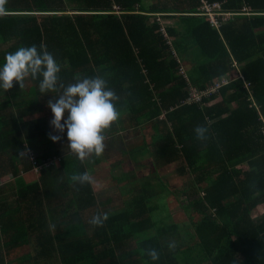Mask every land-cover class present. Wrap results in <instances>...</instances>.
I'll list each match as a JSON object with an SVG mask.
<instances>
[{
	"label": "trees",
	"instance_id": "16d2710c",
	"mask_svg": "<svg viewBox=\"0 0 264 264\" xmlns=\"http://www.w3.org/2000/svg\"><path fill=\"white\" fill-rule=\"evenodd\" d=\"M207 1L235 16L214 26L202 0H0V63L36 44L65 85L103 76L120 113L104 143L134 139L105 148L135 169L151 162L147 179L132 169L109 178L127 190L101 191L105 148L73 155L38 81L0 91V264H264V0ZM193 90L200 100H189ZM174 164L184 180L171 188L162 170ZM83 172L88 182L71 179ZM170 194L186 196L188 227L165 221ZM97 213H107L99 227L88 223Z\"/></svg>",
	"mask_w": 264,
	"mask_h": 264
},
{
	"label": "clouds",
	"instance_id": "9594fccd",
	"mask_svg": "<svg viewBox=\"0 0 264 264\" xmlns=\"http://www.w3.org/2000/svg\"><path fill=\"white\" fill-rule=\"evenodd\" d=\"M60 70V64L45 46H20L6 53L0 63V91L11 89L14 82L21 88L28 77L38 81L39 93L51 97L47 101L52 113L50 125L54 132L65 135L69 151L81 160L90 155L99 156L105 148L104 130L120 116L115 103L119 97L101 75L75 77L74 82L65 85L59 81ZM194 132L198 140L207 138L206 126L198 125ZM50 139L56 142L61 137L50 134ZM71 179L84 184L90 177L83 172ZM106 219L107 213H97L88 223L99 227ZM146 251L152 261L159 259L155 249Z\"/></svg>",
	"mask_w": 264,
	"mask_h": 264
},
{
	"label": "rangeland",
	"instance_id": "374dc122",
	"mask_svg": "<svg viewBox=\"0 0 264 264\" xmlns=\"http://www.w3.org/2000/svg\"><path fill=\"white\" fill-rule=\"evenodd\" d=\"M61 122H63V121H61ZM121 132H123V131H121ZM147 135H149L148 130H147ZM122 138H123V141L125 139H127L126 137H122ZM128 143H130V142H128ZM112 144H114L116 146L115 148H117L119 151L121 148H123L122 141L117 140L115 142H112ZM102 154L105 155V157H104L105 159L103 158V161L100 165V169L98 171L99 172L98 178L102 179V181L98 183L99 185L96 188L103 187L101 189V191H105V192L109 191L108 193L110 195L122 193L121 189H123V190L128 189V185H124L125 183H123L124 186L120 185L119 188L114 187L113 184H109V178L111 176H115V175L121 176L123 173H125L127 171H131L132 169H134L135 172L139 175V177H141L143 180L145 178L147 179V177H148V176H144L145 175L144 171L148 172L147 174H149L151 172V162H150L149 158L144 160L145 161L144 162L145 165L143 166L144 168L142 167L140 169H135L131 166L130 159L122 157L121 153H119L117 150L115 152H113L114 155H111L110 151H107V148H105V150ZM117 160H123V163L121 165H119V164L114 165V163ZM55 164L58 165V162L55 161ZM177 166L178 165L174 164V165L170 166L169 168H167V171H166V169L162 170L163 175L169 176V177L172 176V179L170 180L171 188H173L175 186L181 187L183 184L184 177L182 178V177H180V175L177 174V170H176ZM167 174H169V175H167ZM34 176H35L34 173H30L28 176H24V178L27 179L26 182H30L31 181L30 178H32ZM109 186H110V188H109ZM99 193H101V192H99ZM106 195L107 194L103 193L101 197L104 198ZM185 197H186L185 195L181 196L180 200L183 201V203H181L182 201H179V199L176 198L173 194L167 195V197L165 198V205L166 206L164 207L167 214H170V216L165 217V221L167 223H176L181 228H185V227H188L190 225L191 218H190L189 214L186 212L185 208L182 207V206H186V204L188 202L185 200ZM189 211H191V213H192V209H189ZM263 211H264V205L260 206L259 212L261 213ZM166 212L164 211L163 214H166ZM194 214H195L194 217L197 218L196 213H194ZM191 217H192V214H191Z\"/></svg>",
	"mask_w": 264,
	"mask_h": 264
},
{
	"label": "built area",
	"instance_id": "2783aa9c",
	"mask_svg": "<svg viewBox=\"0 0 264 264\" xmlns=\"http://www.w3.org/2000/svg\"><path fill=\"white\" fill-rule=\"evenodd\" d=\"M202 3L201 9L205 11L204 14H207L212 24L217 27H219L223 21L228 19L234 13L232 11L225 10L222 3H209L207 0H202ZM229 82L230 80H224L219 84H215V86L209 92L217 91L221 86L228 84ZM245 86L248 88V84ZM204 93L207 94L208 92ZM201 97L202 95L200 93H197L195 90H193L189 100H200Z\"/></svg>",
	"mask_w": 264,
	"mask_h": 264
},
{
	"label": "crops",
	"instance_id": "0c3cea01",
	"mask_svg": "<svg viewBox=\"0 0 264 264\" xmlns=\"http://www.w3.org/2000/svg\"><path fill=\"white\" fill-rule=\"evenodd\" d=\"M235 16V15H234ZM233 16V17H234ZM232 16H231V18L230 19H232L233 18ZM235 65H238L237 63H235ZM238 74H241V71H240V73H239V67H237V69L235 68V71H233V72H229L228 73V75L227 76H229V77H231V80L233 79V78H237V75ZM224 77H226V76H224ZM213 86V85H212ZM210 87V86H209ZM211 89V88H210ZM205 91L207 92V91H209V89H205ZM149 131V135H146V140H147V142H148V144H151L152 143V130H151V132H150V130H148ZM121 133V132H120ZM123 137H126L127 139H125L124 141H122L123 143L124 142H130V143H133L134 142V139H133V137H132V134H130V133H123ZM105 142V141H104ZM105 147H115V145L114 144H112V142L111 143H105ZM150 159V158H149ZM36 175V174H35ZM36 177H38L37 175H36ZM31 179V178H30ZM9 189V188H8ZM7 191V190H6ZM5 191V192H6ZM4 192V193H5ZM9 192V191H8ZM98 194H100L99 192H98ZM0 196H2V195H0ZM27 248L29 249V247L27 246ZM25 250V249H24Z\"/></svg>",
	"mask_w": 264,
	"mask_h": 264
}]
</instances>
